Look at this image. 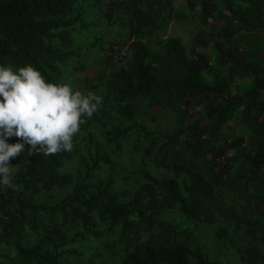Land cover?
<instances>
[{
    "label": "trees",
    "instance_id": "obj_1",
    "mask_svg": "<svg viewBox=\"0 0 264 264\" xmlns=\"http://www.w3.org/2000/svg\"><path fill=\"white\" fill-rule=\"evenodd\" d=\"M27 65L102 103L70 152L7 138L0 264H264V0H0Z\"/></svg>",
    "mask_w": 264,
    "mask_h": 264
},
{
    "label": "clouds",
    "instance_id": "obj_2",
    "mask_svg": "<svg viewBox=\"0 0 264 264\" xmlns=\"http://www.w3.org/2000/svg\"><path fill=\"white\" fill-rule=\"evenodd\" d=\"M101 103L96 94L47 82L32 65L18 72L0 66V185L12 186L9 161L24 150V143L9 144L7 138L16 136L31 145L30 155L32 150L46 155L70 152L83 118L91 119Z\"/></svg>",
    "mask_w": 264,
    "mask_h": 264
},
{
    "label": "rangeland",
    "instance_id": "obj_3",
    "mask_svg": "<svg viewBox=\"0 0 264 264\" xmlns=\"http://www.w3.org/2000/svg\"><path fill=\"white\" fill-rule=\"evenodd\" d=\"M184 0H179V3H182ZM192 27L190 28L187 25H177L176 28H172L169 33L171 36H179L182 38L183 36H186L190 31ZM223 256V261L225 264H231V261L237 260V257L235 258V251L233 249H224V252L221 254ZM238 261V260H237Z\"/></svg>",
    "mask_w": 264,
    "mask_h": 264
}]
</instances>
